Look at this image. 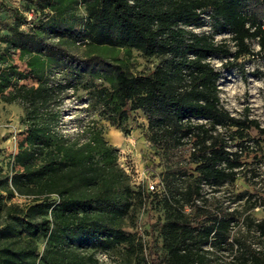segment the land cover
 Masks as SVG:
<instances>
[{
	"label": "trees",
	"instance_id": "1",
	"mask_svg": "<svg viewBox=\"0 0 264 264\" xmlns=\"http://www.w3.org/2000/svg\"><path fill=\"white\" fill-rule=\"evenodd\" d=\"M29 3L33 9L21 12L0 0V12L10 13L0 23L7 30L0 36V101L22 108L24 127L11 171L0 175V264H98V253L120 249L127 264H206L204 248L232 249L233 214L208 207L202 189L233 183L248 150L247 130L259 129L264 143V127L232 117L221 106L219 73L208 59L231 57L226 64L235 68L246 57L264 58V0ZM79 9L84 22L74 32L70 23ZM204 17L212 32H193L204 25ZM220 33L231 36L233 52L214 42ZM78 42L135 50L156 64L132 75L99 56L72 53L69 47ZM10 52H17L27 72L12 65ZM106 76L108 86L96 83ZM28 78L35 84L20 83ZM80 89L87 106L112 126L142 115L147 142L169 165L159 190L130 189L117 165L118 151L101 128L88 124L76 135L62 133L63 98L68 90ZM234 139L241 141L230 151ZM16 195L26 203L9 202ZM150 198L163 209V217L150 225L159 235L162 255L150 244L143 256L141 241L121 223L135 205L151 204ZM254 228L264 240V217ZM235 246L231 264H264V249L242 240Z\"/></svg>",
	"mask_w": 264,
	"mask_h": 264
},
{
	"label": "rangeland",
	"instance_id": "2",
	"mask_svg": "<svg viewBox=\"0 0 264 264\" xmlns=\"http://www.w3.org/2000/svg\"><path fill=\"white\" fill-rule=\"evenodd\" d=\"M8 6L24 12L33 6L29 0H3ZM10 13L0 12V23L8 19ZM84 12L78 10L76 18L70 23L74 32L82 28ZM202 27L193 28L195 33L210 34V24L204 17ZM7 34V30L0 24V36ZM228 33H220L213 36L214 42L229 46L234 51L233 42ZM70 44V43H69ZM254 52L258 51L257 44L250 43ZM66 46V45H64ZM0 43V50L3 49ZM72 53L79 54V57L87 55L99 56L110 66L120 65L132 75L144 74L151 71L156 64V59L146 58L135 50L111 49L107 47H88L86 43L78 42L69 47ZM86 53V54H85ZM12 65L20 71L27 72L23 62L18 59L17 52H10L8 56ZM230 58L213 56L208 59L210 65L219 73L217 86L221 106L230 116L238 119H250L264 127V58L260 55L246 57L238 62L241 65L229 68L227 61ZM108 73H104L103 75ZM109 76L96 80L104 86H108ZM27 86L35 83L30 79L21 81ZM85 92L68 90L61 104V123L59 129L67 135H76L80 129L88 124L101 128L105 141L115 147L118 151L117 165L128 176V186L132 191L141 190L147 193V185L153 183L157 190L160 189L161 173L169 168L166 159L146 140V121L141 114H132L131 118L123 126H112L103 120L96 110H91L84 100ZM23 115L22 108L15 104H6L0 101V175L10 173L12 156L16 154L22 145L24 138V127L20 125V118ZM223 129H219L222 131ZM231 130H234L233 128ZM126 131V132H125ZM263 135L259 129L251 127L247 130L245 145L248 150L242 153V167L238 170L236 180L231 184H225L214 190L203 186L202 195L207 199L208 207L222 209L232 213L235 221L231 223L230 240L233 243L232 249H211L207 251L206 264H231L234 261L236 250L235 240H242L251 244L252 248L264 249V240L258 237L254 223L264 217V143ZM239 139L231 141L229 148L234 151ZM229 142V141H228ZM4 197L0 193V197ZM144 201L137 204L129 212L128 216L121 223L123 231L133 234L136 240L143 245V256L147 254V247L155 245L158 254L162 255L160 249L161 240L156 231L150 230V225L163 217V209L155 204L156 200ZM200 200V204H201ZM7 202V201H6ZM9 202L18 205L26 203L25 198L15 196ZM8 203V202H7ZM39 251L43 244L39 242ZM98 264H127L129 260L120 249L112 255L98 253L96 255ZM130 264H134L131 261Z\"/></svg>",
	"mask_w": 264,
	"mask_h": 264
},
{
	"label": "built area",
	"instance_id": "3",
	"mask_svg": "<svg viewBox=\"0 0 264 264\" xmlns=\"http://www.w3.org/2000/svg\"><path fill=\"white\" fill-rule=\"evenodd\" d=\"M147 188L149 192H154L155 190H157L153 183H149L147 185Z\"/></svg>",
	"mask_w": 264,
	"mask_h": 264
}]
</instances>
